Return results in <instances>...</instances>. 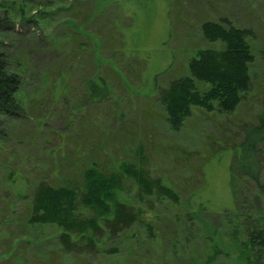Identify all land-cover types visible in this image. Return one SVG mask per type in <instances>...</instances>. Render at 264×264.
I'll list each match as a JSON object with an SVG mask.
<instances>
[{
    "label": "rangeland",
    "instance_id": "rangeland-1",
    "mask_svg": "<svg viewBox=\"0 0 264 264\" xmlns=\"http://www.w3.org/2000/svg\"><path fill=\"white\" fill-rule=\"evenodd\" d=\"M223 18L251 30L249 88L232 112L191 105L173 128L161 88L189 75L197 50L220 46L201 26ZM0 56L19 77L20 105L14 116L0 113V264L204 261L209 243L187 213L197 206L224 225L223 214L235 213L230 164L244 128L264 108V0H0ZM259 147L264 182V142ZM124 162L141 165L175 198L159 189L145 195L123 176V195L145 220L120 236L104 233V249L68 251L60 227L29 222L38 185H79L89 165L119 172ZM241 179L247 203L238 201V211L253 199L264 206V194ZM212 264L233 263L222 257Z\"/></svg>",
    "mask_w": 264,
    "mask_h": 264
},
{
    "label": "trees",
    "instance_id": "trees-1",
    "mask_svg": "<svg viewBox=\"0 0 264 264\" xmlns=\"http://www.w3.org/2000/svg\"><path fill=\"white\" fill-rule=\"evenodd\" d=\"M201 29L206 39L219 40L220 46L197 50L189 62V75L173 79L166 88H161L160 97L173 128L182 124L190 113L191 105L207 111L217 108L232 112L249 88V64L254 59L247 43L251 30L234 27L226 18L221 22L206 21ZM6 69V61L0 56V113L14 116L20 109L14 96L19 87V77ZM93 78L85 82L87 91ZM196 81L206 83L208 88L200 91ZM103 88L107 89V86L104 84ZM97 89L101 96L102 88ZM262 142L264 108L258 113L257 123L244 128L243 138L236 145L235 157L230 164V191L235 213L223 214L225 225L214 224L202 217L200 213L203 210L197 206L187 213L196 221L211 249L204 261L200 260L198 264H212L222 257L233 264H264V206L260 205V200L253 199L254 202L249 200L246 212L238 211L241 206L238 201L247 203V198L241 196V188L245 186L241 177L254 183V187L260 190L257 192L260 198L264 194V182L259 175V145ZM123 176L133 179L145 195L159 189L165 196L175 198L169 186L151 179L141 165L124 162L119 172H106L91 164L83 170L82 184L38 185L28 220L60 227L59 240L68 251L80 253L104 249V233L108 231L115 237L120 236L136 222L145 220L143 210L123 195ZM84 208L91 214L83 215ZM115 250L111 248L107 252L116 253Z\"/></svg>",
    "mask_w": 264,
    "mask_h": 264
}]
</instances>
